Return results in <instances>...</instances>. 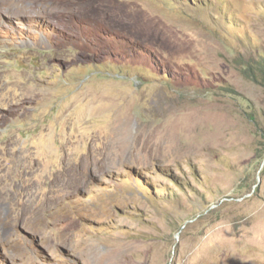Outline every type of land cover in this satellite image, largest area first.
<instances>
[{"label":"rangeland","instance_id":"374dc122","mask_svg":"<svg viewBox=\"0 0 264 264\" xmlns=\"http://www.w3.org/2000/svg\"><path fill=\"white\" fill-rule=\"evenodd\" d=\"M0 10V264H264V0Z\"/></svg>","mask_w":264,"mask_h":264},{"label":"trees","instance_id":"16d2710c","mask_svg":"<svg viewBox=\"0 0 264 264\" xmlns=\"http://www.w3.org/2000/svg\"><path fill=\"white\" fill-rule=\"evenodd\" d=\"M259 72V73H258ZM250 76V80L256 82V81H262L264 83V77L260 75L259 69H254L252 65H250L249 71L245 70V74ZM264 75V73H263Z\"/></svg>","mask_w":264,"mask_h":264},{"label":"bare ground","instance_id":"6f19581e","mask_svg":"<svg viewBox=\"0 0 264 264\" xmlns=\"http://www.w3.org/2000/svg\"><path fill=\"white\" fill-rule=\"evenodd\" d=\"M1 11V10H0ZM1 13V12H0Z\"/></svg>","mask_w":264,"mask_h":264}]
</instances>
